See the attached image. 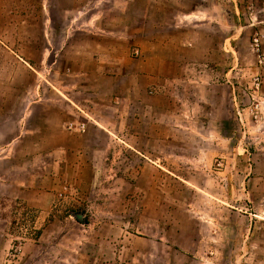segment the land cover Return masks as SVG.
<instances>
[{"label":"crops","instance_id":"obj_1","mask_svg":"<svg viewBox=\"0 0 264 264\" xmlns=\"http://www.w3.org/2000/svg\"><path fill=\"white\" fill-rule=\"evenodd\" d=\"M243 2L0 0V194L16 185L10 175L13 169L4 168V164L16 154L17 144L31 138V134L47 132L51 141L47 155L55 157L54 166H61L64 154L85 156L81 146L93 139L85 128L91 122L103 130L107 141H133L127 144L129 148L152 168L145 186L137 176L133 179L135 199L138 197L135 212L141 213L135 236L150 243L152 254L163 248L197 264H263L264 161L263 170H259L254 153L243 142L244 136L242 140L237 136L241 131L249 137L256 121L264 116V86L256 89L252 83L238 84L240 76H246L241 66L243 46L249 50V41L242 35L246 28L238 25L243 19L250 22V11ZM261 8L264 10V0ZM112 12H120L122 20ZM254 19L255 16L250 23H264V19ZM53 23H150V35L144 28L135 31L145 32V38L133 35L130 40L129 36L114 33L117 40L129 38L128 43L122 40L117 47L97 41L88 46L87 61L78 64V70L71 63L61 70L64 76L85 78L81 87L109 101L102 106L118 113L117 120L101 114L98 107H86L74 100L72 93L78 92L75 87L60 80L55 84L48 82L46 67L52 54L56 65L64 52L73 53V35L53 46ZM131 49L140 55L132 56ZM74 54H80L79 50ZM79 61L76 56L74 62ZM251 70L254 76L260 72L257 66ZM224 76L225 81L220 82ZM48 90L54 91L59 100H69L66 108L72 111L64 113L59 105L55 117H47L48 108L52 110L48 106ZM75 107L85 111V115ZM64 115L68 116L66 120ZM79 115L82 120L77 118ZM129 117L133 118V132L127 122ZM33 119L40 122L36 129L30 127ZM176 143L180 150H176ZM261 155L264 158V147ZM180 156L186 165L183 171L196 173L189 178L184 176L182 181L195 189L198 204L204 205L200 212L188 209L190 219L199 222L194 230L176 227L174 215L167 214L164 219L150 209L157 204L156 188L168 200V185L163 181L157 184L154 172L160 170L167 177L175 175L177 169L170 163ZM76 165L79 171L89 165L93 170L92 186L101 185L100 150H94L89 162L79 159ZM56 168L51 191L62 187L56 185L57 174L60 175ZM260 171L263 173L257 174ZM114 179L110 190L117 196L121 194L119 185L128 179L117 175ZM17 186L16 198L28 206L42 208L40 220L51 214L54 220L59 218L53 212L56 201L52 193L47 192L43 204L36 203L27 195L29 180L17 182ZM99 205H92L93 221L119 218L97 209ZM158 205L162 209V200ZM143 209L150 210V218L146 217L148 213L143 215ZM143 217L150 223H143ZM92 225L88 232L100 235L101 225L98 229L96 223ZM5 236V228H0V240ZM6 244L10 245L8 239Z\"/></svg>","mask_w":264,"mask_h":264},{"label":"rangeland","instance_id":"obj_2","mask_svg":"<svg viewBox=\"0 0 264 264\" xmlns=\"http://www.w3.org/2000/svg\"><path fill=\"white\" fill-rule=\"evenodd\" d=\"M255 2L254 0L251 9L247 7L249 6L247 1L244 0L243 2L246 3L247 10L250 11L248 17L250 22H253L254 16V21H257V18L264 19V10L261 8L262 0ZM111 14L122 20L120 12H112ZM250 22L243 19L241 23H238L239 26L246 28L242 30L244 31L242 35L246 36L249 41V50L245 46L242 49L244 56L241 66L245 69L246 76H240L238 84L246 83L249 85L252 83L254 88L260 89L264 86V67L259 65L257 56L251 51V41L256 33L264 34V23ZM251 24L256 25L255 28L250 27ZM138 28H144L150 35V23H89V26L87 23H73L72 25L70 23H53L51 30L53 46L57 47L63 37L73 35L71 40L73 53L64 52L59 56V62L56 65L52 63L54 58L52 54L51 63L47 64L46 67L48 82L55 84L60 80L64 85L75 87L78 92L72 93L74 100L82 102L86 107H98L101 114L117 120L118 113L102 106L109 104V101L98 98L81 87L86 83L85 78L64 76L61 74V70L70 63L74 70H78V64L87 61L88 46L96 45L97 41H105L110 46L120 47L121 41L125 39L117 40L114 33L129 36L130 40L134 39L133 35L137 39L145 38V32L136 34L135 31ZM127 40L129 38L125 40L128 43ZM70 46L71 44L68 42L67 48L69 49ZM77 49L80 52L78 55L74 54ZM130 52L134 57L140 55V52L136 54L133 49ZM76 56L80 58L79 62H74ZM256 66L260 68V72L254 76L251 68ZM239 67L237 68L239 69ZM219 80L224 82L225 76ZM47 96L50 101L48 106L52 109L49 110L48 108L47 117H55L54 111L60 110L58 109L59 105H62L64 113L72 111V108H66L69 100H59L55 92L51 90L47 91ZM76 101H74L76 105L80 106V103ZM55 105H57L56 110ZM75 109L85 115V111H82L81 108L75 107ZM63 118L66 120L68 116L64 115ZM77 118L81 119L82 117L79 115ZM262 121H264V116L259 122L256 121L254 130L248 134L249 137L246 136V132H237V136L241 140L244 136V144L254 153V160L259 170L263 168L264 161L261 155L264 147V124ZM127 122L131 123V131H135L133 118L129 117ZM39 125V120L33 119L30 127L36 129ZM85 128L92 134L93 139L88 144L81 146V148H85V156L81 158L74 153L64 154L61 166H54L55 157L47 155L51 142L47 138L49 133L43 131L31 134V138L17 144L16 154L4 164V168L8 166L13 169L10 175L16 185L8 188V190L5 189L6 193L0 194V228H5L7 233V237H2L0 240V264H150L151 261L166 264L162 262L167 260H170L171 264H197L189 258L182 255L177 256L174 251H167L163 248L155 249V253L152 254L150 243L135 236L136 224H140L141 213L136 214L135 212L138 204L135 201L138 197L135 199L133 179L137 176L141 184L145 186L152 168L145 159L140 158L133 149L129 148L127 144L130 145V142L133 141H125L127 144L107 141V136L103 130L91 122L86 123ZM124 147H127L126 150ZM175 148L180 150L177 143ZM94 150H100L102 155V183L96 188L92 186L94 180L92 168L85 165L84 169L79 171L76 165L79 159H86L89 162L93 157ZM170 166L177 169L174 172L175 175L169 174L167 177L166 173L160 170L154 172L157 184L163 181L168 185V200H166V195L162 194L159 188H156L154 198L157 204L155 203L154 206L150 207L151 212L164 219L167 218V214L169 217L174 215L176 227L178 225V227L194 230V228L199 227V222L190 219L192 214L188 209L200 212L204 209V205L198 204L200 200L196 199L198 196L195 195V189L187 187L182 179L184 176L187 178L190 175L196 176V173L183 171L186 165L182 156L176 157ZM55 168L60 171V175L57 174L56 177V185L60 186L61 184L62 187H57L56 190L51 191L54 178L52 175ZM262 173L260 171L257 174ZM114 175L128 179L127 182L119 185L121 194L117 196L110 190L111 184L116 180ZM22 180L30 181L31 187L27 195L29 194L31 200L36 203L42 202L43 204L47 192L52 193L56 201V208L53 212H56L58 219L54 220L51 214L46 220H40L42 208L28 206L23 204L21 199L16 198L19 194L17 182H22ZM160 200H162V209L161 205H158ZM96 202L100 204L97 209L108 211L113 217L119 216V218L93 221L91 211L94 210L92 205H96ZM143 207L148 208L145 204ZM226 207L230 206L227 205ZM142 213L143 215L148 213L146 217L150 218V210ZM146 217H143V223H150V220L145 221ZM159 221L161 222V219ZM92 223H96L97 229L99 228L98 225H101L100 235H92V232H88L93 228ZM6 239L10 241L11 246L6 244Z\"/></svg>","mask_w":264,"mask_h":264},{"label":"built area","instance_id":"obj_3","mask_svg":"<svg viewBox=\"0 0 264 264\" xmlns=\"http://www.w3.org/2000/svg\"><path fill=\"white\" fill-rule=\"evenodd\" d=\"M249 3L248 8L251 9L252 0H245ZM251 48L257 56V61L260 66L264 67V34L256 33L252 37ZM264 264V263H263Z\"/></svg>","mask_w":264,"mask_h":264}]
</instances>
